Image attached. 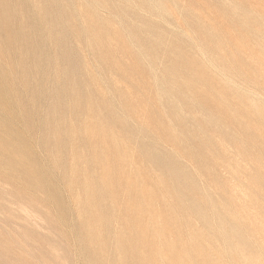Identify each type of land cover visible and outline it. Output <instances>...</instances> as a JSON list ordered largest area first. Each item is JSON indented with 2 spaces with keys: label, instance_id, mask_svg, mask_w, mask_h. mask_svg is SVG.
<instances>
[{
  "label": "rangeland",
  "instance_id": "obj_1",
  "mask_svg": "<svg viewBox=\"0 0 264 264\" xmlns=\"http://www.w3.org/2000/svg\"><path fill=\"white\" fill-rule=\"evenodd\" d=\"M0 131V264L175 261L172 173L264 264V0H0Z\"/></svg>",
  "mask_w": 264,
  "mask_h": 264
},
{
  "label": "bare ground",
  "instance_id": "obj_2",
  "mask_svg": "<svg viewBox=\"0 0 264 264\" xmlns=\"http://www.w3.org/2000/svg\"><path fill=\"white\" fill-rule=\"evenodd\" d=\"M156 7H160V5L156 4ZM249 93H251V91H249ZM153 158L155 162H159L164 167H167V164H164L165 157L161 156L160 154H155ZM181 179H184V178L179 173H175V174L172 173V178H171L172 186H170V188L167 189L168 191L175 192V195L173 196L171 195V196L174 197L176 201H178L176 205L171 207L172 213L177 220H180V222L184 221L183 223L187 225L191 223L192 219H196V221H200L202 225V230L193 232L190 235L189 242L185 241L186 242L185 243L181 241L182 239H178L179 242L184 243L182 246L184 250L180 257H177L175 261L174 260L171 261L168 257L164 256V253L166 252V249L171 248L172 245H169L163 240L164 234L161 228L162 227L161 220L158 218L157 219L153 218L154 223H152L149 229L154 231V233H156L155 237L161 242L159 246L155 247V249L153 250V253L156 254L157 252V254L159 255L162 254L164 256V257L161 256V259L159 260L162 264H230V262L237 264L236 259H238L239 249H243V251H246L248 248L247 241L244 235L240 232V229H241L240 226L236 222H232L231 220H225L224 218H221V217L214 218L213 209L211 213L207 212V210L201 208V206L195 203L194 201L190 202L189 205H185L182 201L189 198V196L183 193L185 188L181 187V183H182ZM243 196H247V195L243 194ZM206 197H207V194H206ZM59 206L61 207V205ZM239 213L244 216V218H241L243 223L246 222L247 224H250L248 223V218H246L244 208L243 210L241 208L239 210ZM88 226L89 224L87 223L86 229L89 228ZM158 228H160L159 231H158ZM205 235L207 236L206 238H208V236L219 238L223 244L222 248H220L219 246V247H216V249H214V245L210 243H208L210 244L208 247L204 245L202 239ZM46 243H49V242H46ZM170 250H173V249H170ZM232 254H233V257H232ZM243 259L244 260L242 261V264H258V261H259L258 256L248 255V256H243Z\"/></svg>",
  "mask_w": 264,
  "mask_h": 264
}]
</instances>
